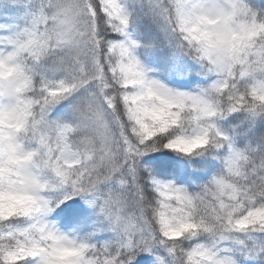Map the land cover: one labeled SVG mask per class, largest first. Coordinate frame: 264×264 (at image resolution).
<instances>
[{
	"label": "snow or ice",
	"instance_id": "1",
	"mask_svg": "<svg viewBox=\"0 0 264 264\" xmlns=\"http://www.w3.org/2000/svg\"><path fill=\"white\" fill-rule=\"evenodd\" d=\"M145 36L203 79L150 74ZM258 119L256 0H0V264H264ZM154 152L190 174H154ZM73 197L102 217L93 232L49 218Z\"/></svg>",
	"mask_w": 264,
	"mask_h": 264
},
{
	"label": "trees",
	"instance_id": "2",
	"mask_svg": "<svg viewBox=\"0 0 264 264\" xmlns=\"http://www.w3.org/2000/svg\"><path fill=\"white\" fill-rule=\"evenodd\" d=\"M256 3L258 6L264 7V0H256ZM142 44H144L145 47L138 51V57L145 64V66L150 69V74H156L158 78L162 79L170 87L179 86L180 90H190L189 87L182 86V82L200 81L203 79L200 75H198L199 66L188 58L184 57L179 61H173L172 53L166 44H163L162 42H155L150 36H145V38L142 40ZM174 63H179L183 66L181 68V71L184 73L183 75H177L176 70L173 68ZM196 86L197 85L195 83L191 84V88H195ZM233 116L240 117V120L236 122L237 124H240L244 119L242 114H233ZM231 118L232 117H226L225 119ZM221 123L223 124V121H221ZM253 126L264 127V120L258 119ZM141 163L148 166L155 165L154 174H164L161 175V178L178 177V179L175 180L176 183H182L190 174L188 171L187 162L175 154L166 153L162 155L159 152L150 153L142 158ZM66 202L69 204L71 200ZM60 207L63 208L66 206L61 205ZM60 209H56L53 215L49 218L53 219V216L62 217V221L58 222L57 226L71 230H73L72 226L75 219L76 224L80 223L83 227L80 229L81 235L93 232L94 227L102 220V217H99L96 214V211L89 213L80 212L78 214L79 217L74 218L69 217L64 213H58L60 212ZM85 214H88L89 216H85ZM99 233L103 234L99 236H93V240L96 242L106 240L111 235L110 233L103 231L96 234ZM152 259L153 257L150 255L140 254L136 257V260L133 262V264H150Z\"/></svg>",
	"mask_w": 264,
	"mask_h": 264
},
{
	"label": "rangeland",
	"instance_id": "3",
	"mask_svg": "<svg viewBox=\"0 0 264 264\" xmlns=\"http://www.w3.org/2000/svg\"><path fill=\"white\" fill-rule=\"evenodd\" d=\"M70 210L72 211V213L77 216L80 212L84 213L87 208L86 206L80 202L79 200H75L73 202V205L70 207ZM96 209H90L89 212H95ZM80 227V224L76 227V229H78Z\"/></svg>",
	"mask_w": 264,
	"mask_h": 264
}]
</instances>
